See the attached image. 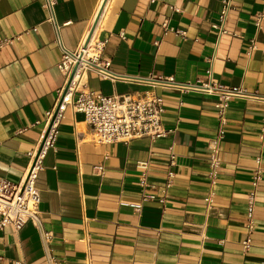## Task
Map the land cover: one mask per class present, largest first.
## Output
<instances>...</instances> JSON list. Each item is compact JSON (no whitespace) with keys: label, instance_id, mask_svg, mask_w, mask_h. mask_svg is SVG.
<instances>
[{"label":"crops","instance_id":"1","mask_svg":"<svg viewBox=\"0 0 264 264\" xmlns=\"http://www.w3.org/2000/svg\"><path fill=\"white\" fill-rule=\"evenodd\" d=\"M103 1L57 0L53 23L42 0H0V41L13 39L0 46V182L24 176L65 83L57 39L78 50L99 10L92 37L105 41L101 59L130 79L88 71L85 86L103 95L162 96L169 133L96 142L84 114L67 107L37 178L42 225L0 229V264H264V101L232 98L221 115L218 95L137 80L174 76L264 93V0H226L224 30L225 0H108L105 8ZM220 130L212 182L209 144ZM143 191L165 201L139 211L121 205Z\"/></svg>","mask_w":264,"mask_h":264},{"label":"built area","instance_id":"2","mask_svg":"<svg viewBox=\"0 0 264 264\" xmlns=\"http://www.w3.org/2000/svg\"><path fill=\"white\" fill-rule=\"evenodd\" d=\"M43 7L48 11L50 22L55 23V6L57 0H42ZM230 8V2L224 1L220 12L221 27L226 20ZM100 12V10H99ZM98 12V14H99ZM97 14V16H98ZM35 29V28H34ZM19 38V37H17ZM85 38L80 48L74 52L68 51L59 39L63 55L57 67L65 75V83L58 90V98L55 106L47 112L44 134L39 146L30 152L31 162L24 176L17 183L8 180L0 182V229L12 225L16 230H21L28 221L35 225H42L39 217L40 194L37 187V178L41 169V162L46 149L52 146L58 122L64 117L67 107L71 106L74 111L84 114L96 142L114 143L129 141L133 138L149 137L152 139L164 137L169 133L162 124V116L165 112L164 98L159 95L140 96L138 94L123 93L119 95H103L96 93L81 83V78L88 72H94L103 79L116 80L119 78L130 79L127 76L115 74L110 70L107 62L101 59V52L105 41L99 38ZM13 39L0 41V46L11 44ZM89 51V52H88ZM140 82H146L153 86L163 88H177L185 91L195 90L208 94L218 95L220 101L216 104L222 115L228 102L232 98L255 99L264 101V93L248 91L241 87H228L208 81H197L194 83H183L175 80L174 76H153L148 78H137ZM223 135L220 130L219 137L209 144V176L215 182L219 167V144ZM44 143L42 144V142ZM173 160H171V164ZM102 171L103 166H96ZM174 172L169 171L167 185H170ZM262 179L260 170L254 172L253 190L247 196V228L251 231L254 227V211L257 196V186ZM140 187L145 190L148 186L145 173L139 181ZM144 192V191H143ZM165 197L154 193L144 192L137 201H122L121 205L130 206L139 211L148 201L158 200L163 203ZM45 242L49 240V234L43 232ZM250 239L244 242L248 247ZM51 264H52V260ZM86 264H91L87 260Z\"/></svg>","mask_w":264,"mask_h":264},{"label":"water","instance_id":"3","mask_svg":"<svg viewBox=\"0 0 264 264\" xmlns=\"http://www.w3.org/2000/svg\"><path fill=\"white\" fill-rule=\"evenodd\" d=\"M100 13H101V12H100ZM100 13H99V15L97 16V18H96V20H95V22H94V24H93V27H92L91 31L89 32V35H88V39H87L86 44H88V42L90 41V39H91V37H92V35H93V32H94V29H95V27H96V25H97V21H98V19H99ZM43 143H44V141L42 142V144H43Z\"/></svg>","mask_w":264,"mask_h":264},{"label":"bare ground","instance_id":"4","mask_svg":"<svg viewBox=\"0 0 264 264\" xmlns=\"http://www.w3.org/2000/svg\"><path fill=\"white\" fill-rule=\"evenodd\" d=\"M107 2H108V0H104V1H103V6H104L103 8H105V6L107 5ZM101 6H102V5H101ZM99 13H100V12H99ZM88 52H89V51H88ZM84 80H85V74H84L83 77L81 78V83L84 82Z\"/></svg>","mask_w":264,"mask_h":264}]
</instances>
